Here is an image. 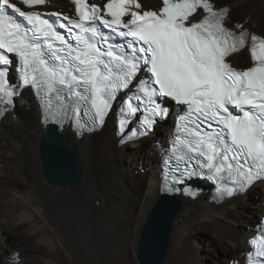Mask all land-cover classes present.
Wrapping results in <instances>:
<instances>
[{
    "label": "snow or ice",
    "instance_id": "snow-or-ice-1",
    "mask_svg": "<svg viewBox=\"0 0 264 264\" xmlns=\"http://www.w3.org/2000/svg\"><path fill=\"white\" fill-rule=\"evenodd\" d=\"M48 2L0 0V117L25 88L40 98L45 120L74 121L83 132L104 125L119 93V127L135 119L139 130L126 135L134 141L172 104L178 122L164 164L215 181L221 197L264 181V36L233 24L230 6L72 0L73 18L37 10ZM246 47L252 65L238 70L228 58ZM250 243L248 264H264V234Z\"/></svg>",
    "mask_w": 264,
    "mask_h": 264
},
{
    "label": "bare ground",
    "instance_id": "bare-ground-1",
    "mask_svg": "<svg viewBox=\"0 0 264 264\" xmlns=\"http://www.w3.org/2000/svg\"><path fill=\"white\" fill-rule=\"evenodd\" d=\"M230 2L233 5V7L231 5L233 24H243L246 28L264 34V0ZM239 55L248 57L246 52ZM41 118L38 104L31 91L27 89L23 90L16 100L13 112L0 120V236H2L0 255L10 259L5 260L7 264H27V261L30 264L40 262L61 264L63 250L69 249L66 234H63L60 228L62 219L66 218L64 213H70L75 221L80 219V215L86 218L84 220H89L88 213L97 207L95 202L119 201V198L112 194L114 190L112 192L110 190V183L116 179H122L135 196L132 209L131 206L124 205V202L118 207L115 206L117 208L115 211L121 216L129 209L130 213H141L142 221L146 220L149 210L163 191L160 163L164 146L161 141L166 135L168 141L172 134L167 125L159 124L158 129H155L154 134L148 138L124 146H118L119 139L115 135L116 123L112 111L100 132L78 138L71 129L65 128L62 133L68 142L79 145L84 179L78 186L60 188L51 185L43 173L41 143L48 126L43 125ZM161 127L162 129H159ZM129 146L132 149H129ZM7 169H10L12 175L21 177L29 184L28 190H15L3 185L1 178L7 177L5 172ZM182 188L183 191L176 195L182 200L183 208L173 228L175 240L173 252L176 262L191 264L195 255H200L197 251L199 246L193 244L191 237L196 228H204L206 223L213 226L214 234L219 239L218 249L217 246L209 248L208 260L214 254L215 263H223V260L227 263L231 257L239 259V253L248 251V238L254 234L255 223L260 222L264 212V182L256 183L244 196L234 197L224 203L210 202L207 190L193 196L188 194L185 187ZM256 195H259L258 200ZM47 197L54 201V205L62 210L63 214L61 212H57L55 216L50 214L46 204ZM138 227L139 234L142 226ZM8 234L12 236L15 245L19 243V238H24L27 243L35 245L21 247L22 254L12 248L6 252L8 247L4 246L3 239ZM221 252H225L229 258H222ZM34 257H38L39 260L32 259Z\"/></svg>",
    "mask_w": 264,
    "mask_h": 264
},
{
    "label": "rangeland",
    "instance_id": "rangeland-1",
    "mask_svg": "<svg viewBox=\"0 0 264 264\" xmlns=\"http://www.w3.org/2000/svg\"><path fill=\"white\" fill-rule=\"evenodd\" d=\"M153 1L155 2V0H153ZM214 2L220 6L230 5V7H231V5H232L230 0H217ZM221 3H224V4H221ZM226 3H229V4H226ZM232 7H233V5H232ZM230 13L232 14V8H231ZM231 14H230V18H231ZM231 19H233V18H231ZM248 25H246V26H248ZM255 32L259 33V31H255ZM171 118H172L171 121H173V116ZM159 129H162V127ZM165 138H162V141H161V143L163 144L164 147L167 145L166 140L168 138V135H166ZM69 144L71 145L72 142L71 143L69 142ZM129 149H132V147L129 146ZM160 154H162V153H160ZM156 157L159 158V156H156ZM157 162H158V160H157ZM5 172L7 174L6 175L7 177L5 176L6 178H1L2 179L1 183L3 185H7V186H9L15 190H22V191L28 190L29 184H27L21 177L12 175V173L10 172V169L5 170ZM112 185H113V182L110 183V187H111L110 190H111V192H112V190H114L112 194L115 197L119 198L118 200L120 202L119 201H117V202L112 201L113 203H111V202L110 203H108V202L104 203V202H101L100 200L97 201L98 203L95 202V205L97 207H96V209L93 210L94 213H93V211H91L92 213L91 212L88 213L89 220L88 219L84 220L86 218L81 217V215H80L79 216L80 219L78 221H75V219L72 216H70V213H64V214H66V218L62 219L60 228L62 230L61 232L63 234L64 233L66 234V239L68 240L69 249L63 250V256L61 259V262H62L61 264H138L137 259H136V251H137L139 236L141 233V231H140V233L138 234V229H139L138 225L143 227V223L145 220L142 221L143 215L141 213H139V212H135V213L131 212L130 213L131 210H129V209L123 213L122 216L124 217V219L121 215H118V212L115 211V210H117L116 207L121 205L123 202H124L123 203L124 205L131 206L132 204H134L133 201L135 199V196L134 195L133 196H127L123 192L116 190L114 188V186H112ZM60 188H62V187H60ZM255 197H256V200L259 199V195H256ZM116 203H118V204H116ZM46 204H47V208H48L50 214L53 216H55V214L57 212H61V213L63 212L62 210H59L57 208V206L54 205V201L49 197L46 198ZM102 204H104V205H102ZM114 204H116V205H114ZM99 205H100V209H99ZM111 206H112V208H111ZM130 209H132V206L130 207ZM101 211H103V212H101ZM68 216H69V218H68ZM117 216H119V218L121 217V219L117 218ZM138 219H140V220H138ZM105 220H106V222H105ZM103 222H104V224H103ZM75 223H77V224H75ZM256 224H258V223H255V225ZM207 226L210 228H208ZM142 227H141V230H142ZM195 230L196 231L194 232L193 236L191 237V240L193 241V244L195 246H197V247L199 246L197 251H199L201 256L195 255L191 264H208V263L209 264H218V263H215V260H214L215 255L214 254H212L211 255L212 258L208 260V255H210L209 254L210 253L209 248H214L217 246V249H218V247H219V245H218L219 239L216 236V234H214L215 230H214L213 226L206 223L204 225V228H196ZM20 233L22 234V232H20ZM135 234H138V235H135ZM83 235H86V236H83ZM0 237H2V236H0ZM11 237L12 236H10L8 234L3 239L4 246L8 247V250L6 252H8L12 249H15V250L17 249V251L20 254H22L21 249H20L21 247H26V246L31 247V245L32 246L35 245V243H30V242L27 243L24 238L23 239L19 238V243L15 245L13 243ZM81 237H83V238L81 239ZM174 244H175V240H174V233H173V237H172V241H171V248L169 250V254L167 256V260H166L165 264H188V263L176 262V256H175V253L173 252L175 250ZM18 245H21V246L18 247ZM207 247H208V249H207ZM221 253H222L221 254L222 258H224V257L229 258L228 255H225V252H221ZM241 253H243V252H241ZM241 253H239V257L241 255ZM0 257H1V259H0L1 263L0 264H7V261H5V260H10L9 258L3 257L1 255H0ZM219 258L220 257H218V259ZM32 259L39 260L38 257H34ZM236 259H238V258L231 257L230 262L224 263L225 261L223 260V263L224 264H231V261L236 260ZM223 263L221 262L220 264H223ZM27 264H30L29 261H27ZM40 264H41V262H40Z\"/></svg>",
    "mask_w": 264,
    "mask_h": 264
},
{
    "label": "water",
    "instance_id": "water-1",
    "mask_svg": "<svg viewBox=\"0 0 264 264\" xmlns=\"http://www.w3.org/2000/svg\"><path fill=\"white\" fill-rule=\"evenodd\" d=\"M41 164L45 178L53 186L65 188L78 186L83 182V162L79 145H70L56 124H50L42 138ZM199 184L200 181L189 183ZM113 186L127 196H133L122 179H116ZM182 208L183 202L176 194L164 191L160 193L139 236L136 251L138 264H165L171 248L173 228Z\"/></svg>",
    "mask_w": 264,
    "mask_h": 264
}]
</instances>
